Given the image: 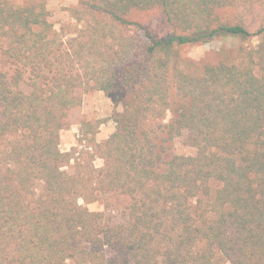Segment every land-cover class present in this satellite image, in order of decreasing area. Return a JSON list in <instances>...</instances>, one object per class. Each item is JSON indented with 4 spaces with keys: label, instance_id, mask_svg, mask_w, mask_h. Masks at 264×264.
<instances>
[{
    "label": "trees",
    "instance_id": "1",
    "mask_svg": "<svg viewBox=\"0 0 264 264\" xmlns=\"http://www.w3.org/2000/svg\"><path fill=\"white\" fill-rule=\"evenodd\" d=\"M151 10L168 35L128 20ZM69 12L82 27L62 39L43 6L0 0V264H264V0H79ZM222 37L259 41L181 68L179 48ZM90 91L123 107L114 132L95 143L101 122L81 121L82 148L62 152ZM167 111L161 129L193 155L164 158L145 127ZM105 195L128 201L123 223L85 206Z\"/></svg>",
    "mask_w": 264,
    "mask_h": 264
},
{
    "label": "rangeland",
    "instance_id": "2",
    "mask_svg": "<svg viewBox=\"0 0 264 264\" xmlns=\"http://www.w3.org/2000/svg\"><path fill=\"white\" fill-rule=\"evenodd\" d=\"M16 7L26 5L43 6L47 12V21L53 26V30L57 32L62 39L74 37L76 31L82 27V23H78L70 17L69 10L74 8L79 0H9ZM250 4L254 0H247ZM240 8H230L222 12V16L226 19H233L239 15ZM128 20L136 23L149 31L154 37H164L169 34V28L164 18L157 10L148 12H134ZM134 27L135 26H131ZM258 37H251L246 40L233 37H222L206 44L184 46L178 49L182 58L181 68L188 72H193L201 63L215 62L219 59L224 61H233L236 58L237 49L253 48L258 44ZM170 100L176 101L174 89L170 88ZM123 107L113 103L103 93L90 91L83 95L81 107L74 111L69 129L62 131L60 134V150L68 152L72 147L78 146V139L81 135V121L94 124L97 121L101 125L96 133L95 143L103 142L114 132L115 122L114 116L122 113ZM171 113L167 111L163 118L157 120H149L146 122V128L157 130V145L162 150L164 158L171 155L189 156L194 154V150L184 143V136L170 139L166 132L161 128L170 122ZM163 131V132H161ZM89 139V136L88 138ZM88 142H82V146ZM82 147L78 146L80 150ZM96 168L102 166V162L95 159L93 162ZM72 171V163L65 168ZM82 204V202H79ZM128 201L125 198L105 195L99 201L85 205L90 212H101L104 214L105 220L110 224L123 223L125 220V208Z\"/></svg>",
    "mask_w": 264,
    "mask_h": 264
}]
</instances>
